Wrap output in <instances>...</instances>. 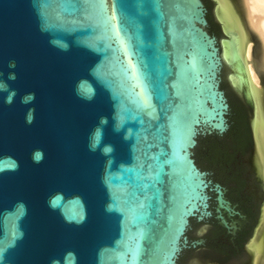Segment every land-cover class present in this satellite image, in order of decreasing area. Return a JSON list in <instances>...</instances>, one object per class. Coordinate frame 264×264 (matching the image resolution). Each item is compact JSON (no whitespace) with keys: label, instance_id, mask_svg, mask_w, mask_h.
<instances>
[{"label":"water","instance_id":"obj_1","mask_svg":"<svg viewBox=\"0 0 264 264\" xmlns=\"http://www.w3.org/2000/svg\"><path fill=\"white\" fill-rule=\"evenodd\" d=\"M213 1L0 0V264L253 263L262 190Z\"/></svg>","mask_w":264,"mask_h":264},{"label":"bare ground","instance_id":"obj_2","mask_svg":"<svg viewBox=\"0 0 264 264\" xmlns=\"http://www.w3.org/2000/svg\"><path fill=\"white\" fill-rule=\"evenodd\" d=\"M224 1L225 0H218V3L223 6ZM229 1L234 7L236 16L231 14L227 9ZM229 1L228 3H226V6L224 5L225 7L220 12V15L229 27L230 25L238 27V24L240 28L242 27L241 29L243 30V47L241 46V42H238L240 40L237 41V38L239 39L237 32H228L229 36L236 35V38H230V40L224 44V53L222 58L224 60H227V62L230 63L233 69L239 70L238 74H230L231 76L229 75L231 83L235 86H241L242 80H244L246 83V86L248 88L247 91L255 103V131L257 138L259 139L258 143L264 150V108L262 106L263 100L260 92H255V90L252 88V85H254L256 88H260V76L264 77V0H243L244 7L241 11L239 10V6L235 0ZM225 27L227 28L226 25ZM248 31H251L255 38L258 40L259 50L256 53L252 49V40L248 37ZM222 40H224V38ZM118 42H121L120 39H118ZM242 49L246 67H244L241 59ZM121 50L122 52H124L122 42ZM125 61L130 69L131 75L134 77L130 61L127 57L125 58ZM253 242L254 256L256 250L255 261L253 260V262L254 264H264V208L261 225L257 230L255 240L253 239Z\"/></svg>","mask_w":264,"mask_h":264},{"label":"flooded vegetation","instance_id":"obj_3","mask_svg":"<svg viewBox=\"0 0 264 264\" xmlns=\"http://www.w3.org/2000/svg\"><path fill=\"white\" fill-rule=\"evenodd\" d=\"M229 0H225L223 6L221 5V9L223 10L226 6V3H228ZM218 1H216L217 4ZM230 4V6H229ZM225 5V6H224ZM231 14L236 16V12L234 10V7L232 6V3L229 1L228 8H227ZM247 108H248V116H249V110L251 106L245 101L243 95L242 100H240ZM256 119V118H255ZM255 119L252 121V129L250 126V121L248 118V135H249V142H250V150H251V157H252V165H253V171L252 174L255 176V179H259V186L262 190V197H263V204H264V150L262 149L261 145L258 143L259 139L257 138L256 131H255ZM253 131V135H252ZM254 137V140H253ZM255 141V146H254ZM257 205L256 206V215H255V224H249L250 229V236L255 240V236L257 233V230L259 229L262 221V215H263V208L264 205ZM255 256H256V250H255ZM255 261V259H254ZM248 264H250V258L248 261ZM254 264V262H253Z\"/></svg>","mask_w":264,"mask_h":264},{"label":"rangeland","instance_id":"obj_4","mask_svg":"<svg viewBox=\"0 0 264 264\" xmlns=\"http://www.w3.org/2000/svg\"><path fill=\"white\" fill-rule=\"evenodd\" d=\"M216 1H218V0H216ZM240 6H239V10L241 11L242 10V8L244 7L243 6V0H240ZM213 4H214V9H215V7H216V14H217V17H216V20H215V25H220L219 23H218V21H217V18L219 19V21L221 22V25H222V27H221V30H223L226 34H229L230 32H237V35L239 36V39L237 38V41L238 40H240V41H238V42H241V46L243 47V30L240 28V26H239V24H238V27H235V26H233V25H230V27L224 22V20L221 18V15H220V12L222 11V9L220 8L221 7V5L217 2V4H215V2L213 1ZM239 11V12H240ZM224 23H225V25L227 26V28L225 27V25H224ZM233 27V28H232ZM223 28V29H222ZM238 29H240V30H238ZM223 31H222V35H223V38H224V40H222V39H218V45H219V52H220V54H221V57L223 56V53H224V44L225 43H227L229 40H230V38H236V35H230L229 37H226L225 35H224V33H223ZM229 32V33H228ZM256 41H257V46L258 47H256V44L253 42V41H251V43H252V49H253V51H255V48L257 49V51L259 50V44H258V40L256 39ZM244 49V48H243ZM243 49H242V53H241V55H242V63H243V65H244V67H246V62H245V60H244V58H243ZM256 51V52H257ZM224 60V59H223ZM228 63V66H229V68H231V69H233V67L230 65V63L229 62H227ZM230 75V74H229ZM228 75V82H229V84H230V87H231V89H232V92H233V94L239 99V100H242V90H243V85H241V86H235V85H232V83H231V81H230V76ZM261 78L263 79L264 77L263 76H260V81H261ZM252 88L255 90V92H260V88H261V86H260V88H256L254 85H252ZM254 102V101H253ZM256 109H255V103H254V115H253V109L252 108H250V110H249V116H248V118H249V121L251 120V118H252V116H253V120L256 118ZM252 120V121H253ZM256 120V119H255Z\"/></svg>","mask_w":264,"mask_h":264},{"label":"clouds","instance_id":"obj_5","mask_svg":"<svg viewBox=\"0 0 264 264\" xmlns=\"http://www.w3.org/2000/svg\"><path fill=\"white\" fill-rule=\"evenodd\" d=\"M10 80H15L16 77H15V74L12 73L9 75L8 77ZM3 87L5 88V90L7 89V85H3ZM16 95V92L14 90L10 91L6 100H5V103L7 104H11L13 102V98L15 97ZM35 100V93H28L25 97L22 98V103H28L30 101H34ZM34 109H29V113H28V117H27V123L31 124L34 120ZM99 123L101 125H107L108 123V118L107 117H101L100 118V121ZM113 131H120L119 128H113ZM102 129L97 127L95 130H94V133L93 135H95V137L97 138V141H96V144L94 145H90V150L91 151H96L98 148H99V145H100V139L102 138ZM124 139H128V136L127 134H125L124 136ZM102 151V154H108V153H112L115 151L114 147L112 145H105L104 148L101 150ZM43 159V154L42 153H38L37 154V159H36V162L39 163L41 160Z\"/></svg>","mask_w":264,"mask_h":264}]
</instances>
